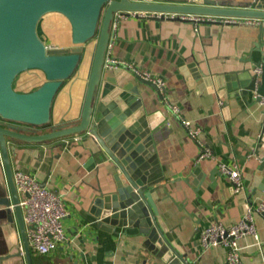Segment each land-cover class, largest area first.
Listing matches in <instances>:
<instances>
[{
	"label": "crops",
	"instance_id": "obj_1",
	"mask_svg": "<svg viewBox=\"0 0 264 264\" xmlns=\"http://www.w3.org/2000/svg\"><path fill=\"white\" fill-rule=\"evenodd\" d=\"M55 15L61 16L45 14L37 31L40 27L45 31ZM110 33L109 56L113 60L131 63L138 71L157 74L165 82L162 94L143 86L140 94L146 113L153 114L155 121L164 118L152 132L162 176L156 186L158 199L154 200L158 213L188 264H224L227 249L220 245L205 248L200 236L211 223L235 224L247 204L254 206L264 200V167L260 168L264 161L256 155V150L264 154V138L259 143L264 100L254 101L251 93L230 97L228 90L218 97L216 91L203 86L201 79L192 77L188 66L194 65L195 70L209 76L249 69V59L258 61L264 50L256 48V44L262 43L258 24L195 25L176 18L128 17ZM44 43L48 47H67L65 43ZM93 50L94 43L89 42L78 68L63 82L53 100L49 127L39 133L79 121ZM122 68L134 75L130 69ZM16 82L22 87L31 85L27 76L17 77ZM180 118L200 128L198 140L211 158L196 161L201 149L189 137ZM99 152L93 138L86 134L9 144L12 172H29L61 198L66 210V239L46 256L29 248V263L11 206L8 214L0 206V264H161L146 251L133 250L138 237L125 236L121 229L116 235L95 228V220L90 216L92 201L99 189L108 190L105 160ZM219 162L241 172V192H233L228 178L217 171ZM0 194L9 198L1 157ZM22 196L18 193V198ZM253 220L255 235L239 240L241 264H264V220L258 213L253 214ZM24 229L26 234L25 224Z\"/></svg>",
	"mask_w": 264,
	"mask_h": 264
},
{
	"label": "water",
	"instance_id": "obj_2",
	"mask_svg": "<svg viewBox=\"0 0 264 264\" xmlns=\"http://www.w3.org/2000/svg\"><path fill=\"white\" fill-rule=\"evenodd\" d=\"M116 11L257 19L260 21L258 37L262 43L256 44V48H264V0H158L156 3L133 0H0V157L9 190V198L0 194V206L5 214L11 209L14 212L29 263V246L13 181L9 144L17 141L40 143L86 134L93 138L105 160L103 167L108 182V190L102 192L99 189L90 208L95 228L116 235L121 229L125 236L138 237L133 250L137 253L144 250L161 264H188L185 253L175 242L154 202L158 199L156 186L162 176L154 154L152 132L164 118L159 122L153 119V114H147L140 94L143 87L157 93L158 90L154 84L139 79L124 68L103 65L110 24ZM47 13H58L67 20L69 47H48L39 38L37 24ZM93 41L94 50L79 121L39 133V128L51 123V107L57 92L78 68L84 47ZM249 62V69L219 76L195 70L194 65L188 68L194 79H201L203 86L216 91L218 97L228 90L230 97L251 93L254 101L260 102L264 100V50L258 61L249 59ZM30 70L41 72L43 82L28 92L16 90L13 85L17 77ZM263 138L264 121L259 143ZM256 155L264 161V154L256 150ZM263 167L264 162L260 168ZM147 260L145 258L144 263Z\"/></svg>",
	"mask_w": 264,
	"mask_h": 264
},
{
	"label": "built area",
	"instance_id": "obj_3",
	"mask_svg": "<svg viewBox=\"0 0 264 264\" xmlns=\"http://www.w3.org/2000/svg\"><path fill=\"white\" fill-rule=\"evenodd\" d=\"M135 2L156 3L158 0H133ZM157 17V18H176L189 21L195 25L200 23H219V24H238L254 23L260 21L251 18L212 16L200 14H179V13H146L135 11H116L110 24V31L116 28L118 22L128 17ZM111 37V33H110ZM109 41L106 48L104 67L115 68L125 67L130 69L136 77L143 81L154 84L159 94L163 93L164 79L149 72L138 71L133 64L126 62H116L109 54L112 48V40ZM257 73L260 70H256ZM173 111L178 114L176 109ZM187 134L195 140L200 147V154L197 162L203 159L211 158V155L203 144L198 140L201 132L200 128L193 126L190 122L180 118ZM79 140L78 137L74 138ZM218 171L228 178L233 192L239 193L243 190L242 174L235 166H228L222 162L217 165ZM13 181L19 195V206L22 210L23 222L26 226V236L30 250L39 255H50L57 246L64 242L65 229L63 220L66 217V210L61 198L52 190L42 186L36 178L26 171H15ZM258 213L264 220V200L256 205L247 204L245 211L238 222L231 226H224L219 222L211 223L206 227L200 236L201 245L205 248L213 246H223L227 249L224 264H241L239 240L246 236L255 235V226L253 214Z\"/></svg>",
	"mask_w": 264,
	"mask_h": 264
},
{
	"label": "rangeland",
	"instance_id": "obj_4",
	"mask_svg": "<svg viewBox=\"0 0 264 264\" xmlns=\"http://www.w3.org/2000/svg\"><path fill=\"white\" fill-rule=\"evenodd\" d=\"M69 25L65 19H63L59 15L54 16V20L52 21L51 25L46 28L45 31L40 27L37 31L38 36L41 40L48 44H67V47L70 45V41H68V34H69ZM94 43V41L92 42ZM87 46V45H86ZM54 47H57L54 45ZM61 48V47H59ZM85 48V47H84ZM27 76L30 79L31 85H24L23 87L19 85V82H16L14 87L19 90L22 89L24 91H27L31 89L33 86H36L35 84L38 82H42L44 80L43 76L40 72L30 70L21 73L18 77ZM28 83V81H27ZM26 84V83H25ZM47 129V128H46Z\"/></svg>",
	"mask_w": 264,
	"mask_h": 264
},
{
	"label": "trees",
	"instance_id": "obj_5",
	"mask_svg": "<svg viewBox=\"0 0 264 264\" xmlns=\"http://www.w3.org/2000/svg\"><path fill=\"white\" fill-rule=\"evenodd\" d=\"M91 43V42H90ZM35 71V70H34ZM41 73V72H40ZM41 75H42V73H41ZM43 76V75H42ZM14 84H15V82H14ZM41 84V83H40ZM39 84V85H40ZM39 85H37V86H35V87H33V88H31V89H29V90H27V91H24V90H22V89H19L18 91H20V92H28V91H31V90H34L35 88H37ZM13 86H15V85H13ZM15 88V87H14ZM16 89V88H15ZM17 90V89H16ZM50 125V124H49ZM49 125L48 126H45V127H41V128H39V129H46L47 127H49Z\"/></svg>",
	"mask_w": 264,
	"mask_h": 264
}]
</instances>
